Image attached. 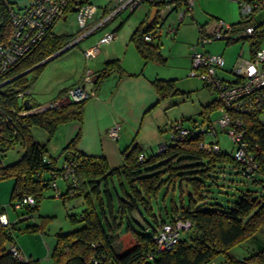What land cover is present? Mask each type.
<instances>
[{
	"label": "trees",
	"instance_id": "obj_1",
	"mask_svg": "<svg viewBox=\"0 0 264 264\" xmlns=\"http://www.w3.org/2000/svg\"><path fill=\"white\" fill-rule=\"evenodd\" d=\"M172 1L178 4L180 2ZM162 4L148 3L150 7ZM246 23L240 19L231 24L241 29ZM155 27L156 19L152 24L142 21L130 35L131 42L144 62L164 61L159 53L156 37L151 40L144 39V35ZM51 28L28 54L0 75V83L7 80L0 85V157L16 144H20L23 150L20 158L11 164L3 165L0 160V180L14 178L10 195L13 206L23 196L30 195L34 199L33 207L21 203L20 207L24 208L23 215L37 209L43 192L52 187L48 172L51 168H57L52 155L49 156L53 159V164L42 159L48 151L45 144L33 138L30 129L34 126L42 128L50 138L59 125L71 120L81 121L87 100L65 101L57 108L27 115L17 113L24 106L23 101L20 104L16 98L15 88H28L40 73L43 64L34 65L58 51L70 40V34H54ZM10 31L8 13L0 2V42L9 36ZM252 43H249L250 46ZM118 67L117 59L106 61L96 78V84L110 71H119ZM29 68L31 69L28 72L20 74ZM30 73L33 76L29 80ZM152 83L159 97L175 91L170 80L158 78L153 79ZM65 89L60 90L56 96H61ZM25 98H29L33 107L38 105L28 95ZM216 107L215 102L210 103L202 113L208 108ZM6 116L10 118L9 121H6ZM243 121L244 141L258 163L256 172L248 179L241 176L231 150L220 148L215 153H207L198 148L202 139L200 134L187 135L168 143L163 152L148 156L133 142L122 151L121 166L111 168L104 157L89 156L75 150L79 140L77 132L63 147V151L68 153L62 160L76 161L73 177L77 185L74 186L70 181L66 190L58 193V197L62 200L82 197L85 208L77 216L68 215L71 223H78L79 226L55 234L49 256L50 264H206L220 254L223 255L220 264L264 263V250L241 259L228 254L234 245L264 229V193L257 195L260 189H264V124L254 114L244 115ZM206 140L211 141L212 138L206 136ZM140 154H143V158H140ZM226 165L236 167L237 173L252 189L243 191L238 200L227 207H208L209 202L205 200L202 191L205 190L206 183H210L207 180L211 175L209 167H220L218 171L224 173ZM182 178L189 191L185 204L177 205L171 200L170 213L167 210L165 216H162L161 210L156 213L152 197L164 184L174 183L179 187ZM113 180L122 189V194H117L115 200L109 192V184ZM189 189L192 191L191 196ZM175 217L189 220L191 227L184 230L186 235L179 237L169 249H161L155 242L154 235L159 225ZM124 218L126 231L133 241L120 250L115 248V240L120 235L119 227ZM15 223L12 222L9 228L0 224V264H35L29 257L27 262L18 260L9 251L11 231ZM30 228L34 229L33 226Z\"/></svg>",
	"mask_w": 264,
	"mask_h": 264
},
{
	"label": "rangeland",
	"instance_id": "obj_2",
	"mask_svg": "<svg viewBox=\"0 0 264 264\" xmlns=\"http://www.w3.org/2000/svg\"><path fill=\"white\" fill-rule=\"evenodd\" d=\"M15 1L14 7L24 6L27 3V0ZM201 1L202 5L198 7L196 3L197 0H195V6L191 11V16L196 20L200 18L197 13L198 10L209 12L208 19H210V21L222 19L226 23H234L241 18L239 5L236 0ZM89 2L97 7V11L87 20L85 27H80L78 25L76 16L72 11H66L52 26L51 29L54 34H70V40L67 41L64 46L68 45L87 29L109 16L116 6L112 0H89ZM102 11L103 14H101ZM131 13L126 10H121L117 14L108 17L100 26L93 29L89 35L59 52L53 58L46 60L41 66V71H43L39 79L37 80V78H35L36 80L34 79L30 84L35 90L33 97L39 101L37 104L43 103V101L45 102L48 91L52 87H57L56 89H59L58 87H65L75 82H77L76 84L81 82L83 78L82 71L85 67V60L81 49L84 46L95 43L103 31L117 28L115 31L121 45L130 42V35L139 22L137 20L138 11ZM257 19L264 21V16L261 17L259 15ZM257 19L256 21L258 22ZM163 21L165 24V19ZM256 21L254 22L256 23ZM190 22L193 24L190 16H185L184 23ZM192 24L188 25L184 33L187 38L192 39L189 45L180 41V37H176V33L165 34V32L160 30L162 33L159 49L164 57V61L146 62L148 65L144 72L147 76L152 77L149 81L156 94V98L152 106L141 112L138 118H136L137 124L133 132L134 143L139 145L146 156L155 153V148L159 143L167 141L168 130L171 123L179 121L184 127L195 126L197 128H205L208 120L213 121L221 113L220 110H217V107L208 108L205 113H202V111L207 108H205L206 105L215 102L217 98L216 92L212 88L205 86L198 78L188 75L191 64L190 56L192 53L190 47L196 42L195 37L197 35L196 26L193 24L192 27ZM169 25L170 24H166V30ZM108 43L100 46L101 54L96 60L91 59L87 61V65L93 70H95L98 63H102L101 61L104 59L105 50L110 46ZM130 44L134 46L133 43L130 42ZM260 46L264 47V38H262ZM121 49L123 50L124 46L123 48L121 46ZM204 49L211 53L222 54L226 65L223 70H218L217 74L219 77L232 79L233 75L228 71L229 68L237 59L238 54L243 52V55L238 58H248L250 44L248 39H239L229 42H226V40H217L207 45ZM127 58L128 57H126V59ZM81 72L82 75L79 79L78 77ZM32 76V73L28 74V79L30 80ZM158 78L170 80L175 91L165 93L162 97H159L152 83L153 79ZM28 96L30 97V95ZM31 130V133L39 142H43L45 145L49 143V154L55 158V165L59 167L62 164L64 156L68 153L63 151L64 143L59 144L55 139L52 141L51 138L53 135L48 138L47 132L42 128L34 126ZM217 140L222 150H231L232 145L230 140L220 129H218ZM22 153L23 150L21 145L16 144L2 154L0 157L1 163L3 165L11 164L17 161ZM207 153L213 152L207 151ZM218 170H220V167H209V173L211 175L207 177V180H209L210 183H206L204 187L205 190L203 189L202 191L205 200L209 202L208 207H227L238 200L243 191L252 189V186L246 184L239 173H237L238 169L236 167L226 165L224 173ZM216 174H218V177ZM183 180V178L180 179L181 184L179 187L174 183L164 184L160 191L152 197V200H154L153 209L156 213H158V210H161L162 216H165V210L170 213L171 200H174L177 205L185 204L189 191ZM56 181L58 189L57 186L47 188L43 192V197L39 201L37 209L29 213L31 217L23 218L24 208H14L10 203L14 178L11 177L0 180V211L6 213L11 223L16 222L11 231L12 241L21 248L27 257L35 261V264H46L48 254L47 245L53 247L55 234L57 232H67L71 228L79 226L78 223L72 224L68 215L74 214L77 216L85 208L82 197L77 196L66 200L59 198L57 192L63 193L70 180L57 177ZM173 185L174 187H172ZM189 190L191 196L192 191L191 189ZM109 192L114 200L117 194H122L121 186L116 180H113V182L109 184ZM262 193H264V189H260L257 195L259 196ZM155 200H157V203ZM136 218L140 219L137 215ZM146 218L149 219L148 217ZM35 222L38 223V227L34 224ZM27 226H29V228H27ZM31 226H33L34 229L30 228ZM133 226L135 225L133 224ZM126 228L127 224L124 218L119 227L120 235L115 240L116 249L123 250L133 241L126 231ZM258 232V236L264 238V229ZM185 235L186 232H181L180 238H183ZM222 260L223 255L221 254L213 259L215 264H220Z\"/></svg>",
	"mask_w": 264,
	"mask_h": 264
},
{
	"label": "built area",
	"instance_id": "obj_3",
	"mask_svg": "<svg viewBox=\"0 0 264 264\" xmlns=\"http://www.w3.org/2000/svg\"><path fill=\"white\" fill-rule=\"evenodd\" d=\"M112 1L116 6L111 14L87 29L73 40V43L89 35L93 29L100 26L108 17L117 14L121 10L132 12L141 4L150 2L163 3L157 9L154 31L147 32L144 35V39L151 40L158 36L160 26L164 24L163 20L169 10L175 12V19L179 23L184 16L191 14L195 4V0H180L179 4L172 0ZM236 1L240 9V19L243 22H247L246 25L240 29L231 23L224 22L222 19L211 20L205 25L196 24L197 39L190 47L192 53L188 75L198 78L205 86L212 88L216 92L215 103L221 113L213 121H209L205 128L184 127L179 121L171 123L168 130V139L157 146L156 153L163 152L168 143L182 139L187 135L195 134L202 136L198 143V148L215 153L220 150L217 140L218 129H220L231 142V154L240 168L241 176L248 179L256 172L258 163L243 138V116L254 114L264 124V47L260 46L261 40L264 38V21H256L259 15L261 17L264 16V0ZM0 2L8 13L11 25L9 36L0 42V75L28 54L66 11L74 12L80 27H85L87 20L97 11V7L90 3L89 0H27L26 5L18 7H14L15 0H0ZM101 14H103V11ZM167 31L174 33L176 25H169ZM116 35L115 30L103 31L95 43L84 46L81 49L85 67L80 83L67 87L61 96H55L51 100L34 107L32 106L29 109L23 108L17 113L19 115L32 114L48 108H57L65 101H80L94 96V86L92 88L86 86L88 82L92 81L94 74V70L87 65V61L96 56L100 45L111 42L116 38ZM239 39H248L249 43L253 42L249 50L250 56L247 59L240 57L236 60L230 70L233 75L232 79L219 77L217 71L222 69L224 58L220 54L206 51L204 47L217 40L229 42ZM6 81L1 82L0 85ZM15 92L16 98L21 104L25 96L30 94V89L29 87L26 89L16 87ZM5 119L6 121L10 120L8 116ZM108 134L111 137H117L118 126L111 127L108 130ZM206 136L211 137L212 140L207 141ZM49 155V153L43 155L42 159L49 164H53V159ZM140 158H143V154H140ZM75 165V160L64 159L59 167L51 168L48 172L51 177V185L55 187L56 178L62 177L66 180L69 179L76 186L77 181L73 177ZM21 203L30 207L35 204L34 199L30 195L23 196L21 201L14 204V208L20 207ZM22 217L30 218L31 216L29 213H25ZM0 224L8 228L11 226V222L4 211H0ZM190 227L191 223L189 220L175 217L173 220L159 225L154 235L155 242L159 248L169 249L172 244L179 240L180 233ZM9 251L18 260L24 262L29 260L13 242L9 243ZM206 264H215V262L209 261Z\"/></svg>",
	"mask_w": 264,
	"mask_h": 264
},
{
	"label": "crops",
	"instance_id": "obj_4",
	"mask_svg": "<svg viewBox=\"0 0 264 264\" xmlns=\"http://www.w3.org/2000/svg\"><path fill=\"white\" fill-rule=\"evenodd\" d=\"M196 3L198 7L202 5L201 0H197ZM151 7L148 4H141L132 12L135 13L136 11H138V24H140L142 21L147 20ZM197 13L200 16L199 20L193 18L191 14L186 15L190 16L194 26H196V24L205 25L210 21V19H208L210 14L209 12L198 10ZM184 21L185 16L183 17V20L178 23L175 19V12L169 10L165 15V24L160 26L158 37H156L155 41H157L159 44L161 43L162 32H165V34L173 33L166 30V24H170L177 26L176 31L174 32V34L176 33V37L179 36L180 41L189 45L192 39L187 38L184 33L188 25H191L192 23L190 22L185 24ZM116 29L117 28H115V30ZM160 30L162 32H160ZM196 39L197 35L195 37V40ZM130 42H126L121 45V42H119V37H117L116 35V38L108 43L110 44V46L105 50L104 59H102L101 61L102 63H98L96 65L93 79L91 82H88L86 86L92 88L94 84H96V78L100 75L102 68L104 67V63L108 60L117 59L119 61V71H110L107 75L101 78L99 83L96 84V86L94 87L95 95L87 98L86 100L81 121L71 120L59 125L56 128V132H54L55 134H53L51 138L52 141L55 139V141H57L59 144L64 143V147L75 136V134L79 132V140L76 144L75 150L89 156H102L106 159L108 166L111 168L121 166L123 159L122 151L134 142L133 132L137 124L136 118H138L141 112L152 106L156 98V94L153 91V88L151 87L149 81L152 77L147 76L144 72L148 63L143 61L135 46H132ZM121 46L122 48L124 46L123 50L121 49ZM206 47L207 45L204 48ZM159 53L161 54L160 49ZM100 54L101 52L99 47L96 56L92 59L96 60ZM241 55H243V52L241 54H238L237 59ZM249 56L250 51L248 57ZM126 57L128 58L126 59ZM225 65L226 62L224 60L223 67L219 70H223ZM232 66L228 71L231 70ZM42 71L36 77L37 80L42 74ZM82 72L78 77L79 79L81 78ZM76 83L77 82L65 87H58L59 89H56L57 87H52L48 91L47 99H45V102L54 98L60 92V90L73 86ZM29 89V95L31 99H33L34 102L39 103V101H37V99L33 97V93H35V90L31 87V85L29 86ZM217 110H220L218 106ZM116 125L118 126L117 137H111L108 134V130ZM31 129L30 132H32ZM32 136L36 141H38L33 134ZM39 143L45 144L43 142ZM45 148L49 153V143L45 145ZM156 149L157 146L155 148V153ZM57 193L60 192L58 191ZM34 224L37 227L39 226L37 222H35ZM258 233L259 232H256L251 237L230 248L228 251L230 257L237 259L246 258L254 255L260 250H264V238L258 236ZM52 248V246L47 245L48 254L46 264H50L49 256Z\"/></svg>",
	"mask_w": 264,
	"mask_h": 264
},
{
	"label": "water",
	"instance_id": "obj_5",
	"mask_svg": "<svg viewBox=\"0 0 264 264\" xmlns=\"http://www.w3.org/2000/svg\"><path fill=\"white\" fill-rule=\"evenodd\" d=\"M157 9H158L157 6H152V7H151V9H150V11H149V14H148V17H147V20H146V22H147L148 24H152V22L155 20V18H156V13H157ZM73 44H74V43H73V41H72V42L69 43L68 45L64 46L62 49H59L58 51H56V52L50 54L49 56H47V57L44 58L42 61H40L39 63L35 64L34 66H37V65L43 64L46 60L53 58V57H54L55 55H57L59 52H61V51L65 50V49H67L68 47L72 46ZM34 66H33V67H34ZM30 69H31V68H29V69H27V70L21 72L20 74L26 73V72H28ZM10 79H11V78H10ZM23 106H24L25 109H29V108L32 107V103H31V101L29 100V98H25V99H23Z\"/></svg>",
	"mask_w": 264,
	"mask_h": 264
},
{
	"label": "bare ground",
	"instance_id": "obj_6",
	"mask_svg": "<svg viewBox=\"0 0 264 264\" xmlns=\"http://www.w3.org/2000/svg\"><path fill=\"white\" fill-rule=\"evenodd\" d=\"M158 8V7H157ZM129 13H131V12H129ZM153 23V22H152ZM113 30H115V29H113Z\"/></svg>",
	"mask_w": 264,
	"mask_h": 264
}]
</instances>
